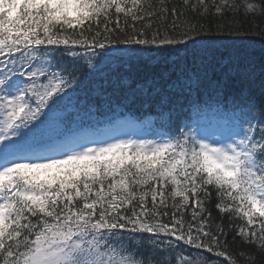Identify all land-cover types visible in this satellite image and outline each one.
<instances>
[{
  "label": "snow or ice",
  "instance_id": "obj_1",
  "mask_svg": "<svg viewBox=\"0 0 264 264\" xmlns=\"http://www.w3.org/2000/svg\"><path fill=\"white\" fill-rule=\"evenodd\" d=\"M257 37L264 0H0V264H264Z\"/></svg>",
  "mask_w": 264,
  "mask_h": 264
},
{
  "label": "trees",
  "instance_id": "obj_2",
  "mask_svg": "<svg viewBox=\"0 0 264 264\" xmlns=\"http://www.w3.org/2000/svg\"><path fill=\"white\" fill-rule=\"evenodd\" d=\"M231 50L228 49H221L215 55L219 58H227L230 55ZM232 55L239 59V65L242 69L247 72L246 77H242L240 74L236 76L230 77L229 79L235 83L244 79L248 83H256L259 84L261 80H264V45L259 42V38H252V42L248 46H242L237 48L234 52H231ZM158 69H153L156 71ZM254 77V81L253 78ZM241 86H238L234 89V91L239 94L241 90ZM247 99H252L250 95ZM260 98L257 97V102H259ZM228 240L231 243L232 241V234L228 236ZM232 249L239 250L244 249L246 246L241 245L239 240L236 243L231 244ZM211 255V254H207ZM223 260V258H219Z\"/></svg>",
  "mask_w": 264,
  "mask_h": 264
}]
</instances>
